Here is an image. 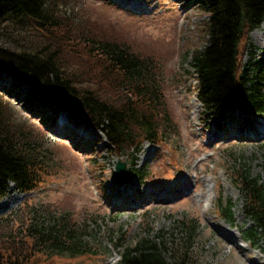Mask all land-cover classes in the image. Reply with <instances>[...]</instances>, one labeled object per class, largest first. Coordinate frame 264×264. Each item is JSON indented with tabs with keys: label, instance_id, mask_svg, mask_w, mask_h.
Returning <instances> with one entry per match:
<instances>
[{
	"label": "rangeland",
	"instance_id": "obj_1",
	"mask_svg": "<svg viewBox=\"0 0 264 264\" xmlns=\"http://www.w3.org/2000/svg\"><path fill=\"white\" fill-rule=\"evenodd\" d=\"M118 1L134 8L115 0H60L59 19L83 36L99 34L124 41L160 65L163 100L171 120L160 130L162 145L143 143L136 153L111 151L101 132L66 112L56 114L39 98L28 101L30 87L0 70V95L9 102L16 121L33 125L40 142L51 147L41 185L21 193L10 183L0 199V244L26 242L29 225L65 215L81 233L84 253L58 254L51 246L36 245L35 264H116L124 249L141 239L160 248L166 240L168 249L162 256L171 262L185 247V234L178 225L191 223L194 235L183 255L192 264H264V240L259 235L247 237L253 223L245 216L234 182L246 168L253 178L263 175L264 140L235 138L225 132L231 116H250L264 125V107L257 115L230 110L223 118L210 119L202 114L189 67L191 53L203 48L206 41L208 13L197 0ZM33 33L22 27L3 37L20 48L46 51L56 46L58 52L63 51L64 66L80 68L83 61L78 50L85 37L77 40L76 35L66 33L63 44H57L47 37L39 40ZM263 37L261 25L250 32L248 39L255 49L242 61L255 55L264 67ZM211 133L218 134L217 141L209 138ZM118 160L128 169L126 181L140 194H131L122 202L124 208L131 199L140 205L130 211L112 207L114 188L119 186L113 176ZM133 169L139 175L133 176ZM170 184L173 190L181 187L182 192H167L162 203L156 202L151 196L154 190ZM204 192L209 200L200 198ZM227 202L233 206L231 221L218 212V206Z\"/></svg>",
	"mask_w": 264,
	"mask_h": 264
},
{
	"label": "trees",
	"instance_id": "obj_2",
	"mask_svg": "<svg viewBox=\"0 0 264 264\" xmlns=\"http://www.w3.org/2000/svg\"><path fill=\"white\" fill-rule=\"evenodd\" d=\"M197 1L208 13L204 24L206 41L203 48L191 53L189 67L202 114L213 119L223 118L230 110L245 115L261 113L263 61L255 55L247 62L242 59L255 49L248 35L264 19V0ZM59 2L0 0V70L30 87L28 101L39 98L49 103L56 114L66 112L101 132L111 151L136 153L143 143L162 145L160 130L165 128L164 122L169 125L171 120L169 116L167 119L163 100L160 65L124 41L72 32L59 19ZM22 27L32 29L39 40L47 37L57 44H63L66 33L76 35L77 40L85 37L78 46L83 61L80 68L64 66L63 51L58 52L56 46L45 51L16 47L7 38L4 40L3 35ZM38 135L33 125L16 121L9 102L0 95V199L10 183L21 193L41 185L51 147L44 146ZM262 169L263 175L255 178L247 168L243 169L234 182L245 216L253 223L247 237L259 235L264 240V163ZM132 175H139V170L133 169ZM142 176L145 179L146 172ZM218 210L224 219H233L230 202L218 206ZM178 228L185 234V247L182 255L171 262L162 256L168 249L166 240L160 248L141 239L125 248L116 264H192L183 254L189 248L186 243L191 241L194 227L180 223ZM75 229L65 215L51 217L38 226L29 225L26 242L0 244V264H35L36 245L51 246L58 254L81 255V233Z\"/></svg>",
	"mask_w": 264,
	"mask_h": 264
},
{
	"label": "bare ground",
	"instance_id": "obj_3",
	"mask_svg": "<svg viewBox=\"0 0 264 264\" xmlns=\"http://www.w3.org/2000/svg\"><path fill=\"white\" fill-rule=\"evenodd\" d=\"M115 2H117L119 4L121 3L124 7H127L129 9L134 8L133 5H131V4L128 5V3H125V2H121L118 0H115ZM261 26H263V28H264V19L261 23ZM263 40H264V37H263ZM62 120L64 123L67 122L66 117L63 118ZM227 122H230L231 126L228 127V130L225 132H228L232 137H235V138L245 137L247 139L264 140V125L260 122H259L260 123L259 124L257 121H255L254 118H252L250 116L244 117L242 119H239L235 116H231L230 121H227ZM67 128L71 129L70 126H68ZM219 128H221V127H219ZM205 129H206V126H205ZM215 131H218V130H215ZM217 135H215V133H211V136L209 138H211L214 141H217L218 140ZM175 184H176V182L172 183V185H175ZM181 190H182L181 187L175 188L173 190V187L170 184L168 187H162L161 186V188L155 189L153 194H151V196L155 199L156 202L162 203L165 200L164 194H166L167 192L180 193V192H182ZM131 194L140 195V194H138L137 189L135 187H132L128 181H126L125 185H119V186L115 187L114 188V194H113L114 201L112 203L113 209L115 208V209H119L120 211H130L131 209H133L135 207H139L140 205L138 206V204H134L133 199H131V202L129 203V205H127L124 208L122 202L126 198L130 199ZM200 198H204V199H208V200L210 199L207 192L206 193L204 192V195H200ZM146 201H148V200H146ZM149 201H151V199ZM145 206H147V205L145 204ZM230 243L232 244V243H234V241H230Z\"/></svg>",
	"mask_w": 264,
	"mask_h": 264
},
{
	"label": "water",
	"instance_id": "obj_4",
	"mask_svg": "<svg viewBox=\"0 0 264 264\" xmlns=\"http://www.w3.org/2000/svg\"><path fill=\"white\" fill-rule=\"evenodd\" d=\"M127 179V169L126 164L124 162H121L120 160L117 161L115 165V171H114V180L116 184L122 185Z\"/></svg>",
	"mask_w": 264,
	"mask_h": 264
}]
</instances>
